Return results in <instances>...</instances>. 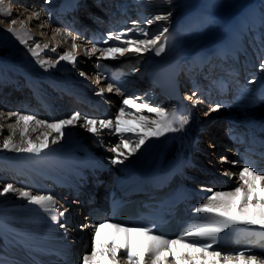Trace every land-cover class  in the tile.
<instances>
[{
	"label": "bare ground",
	"instance_id": "6f19581e",
	"mask_svg": "<svg viewBox=\"0 0 264 264\" xmlns=\"http://www.w3.org/2000/svg\"><path fill=\"white\" fill-rule=\"evenodd\" d=\"M134 1H139L146 9L149 7L144 3V0ZM25 2H27L28 5H25ZM30 2V0H6L5 5L11 9V15H0V92L5 94L2 98L6 96L7 99H10L14 97L13 95H19L17 102L20 103L21 110H24L22 113H25V111L31 108L29 103L33 101L37 109L41 111L44 110L45 112L44 116H42L39 110H37L38 112L34 111V115L37 117L39 115L38 118H44L49 122L67 118L76 111H79L81 114L84 111V113H88L87 115L90 117L112 118L113 111L111 112V108L107 106L108 100L122 98L115 92L107 93V84L114 76L112 74H104L101 76L100 84H96V78H91L93 81L91 82V80L87 79V75L80 76L79 74L81 71L86 73L90 68H93V66L91 67V61L89 62L88 59L90 57L85 55L87 46L91 47L89 43L90 40L77 34L76 30L71 31L70 27H65L64 29V31L66 30L65 32H71L72 35L78 36L76 42L79 45V55L77 57V63L79 64L77 65H82L81 68L73 64L71 67V63L67 65L64 64L63 61L54 63L53 65L42 66L37 58L31 54L30 49L33 48L36 43H40L43 48V44L47 42L50 48L43 49L40 52V57L43 60L55 62L58 58L57 55H60L63 50L71 51L72 49L70 38L64 40L62 34L61 36L58 35V37L55 36V38H53L52 30L60 27L61 23L59 24L56 22V24H54L53 21V24H49L47 21L49 14H43L42 10H37L42 4H45L42 7H52L56 9L58 6L56 3L58 1L43 0L41 4L36 2L34 5H30ZM119 2L123 3L128 1L118 0V3ZM99 8L102 9V6L94 4V6L90 8H85L86 10L79 9L76 11L75 18L83 20L86 16L90 15V13L93 15H96L97 11L101 13ZM205 8L207 9L206 6L204 9ZM106 9H110V7L107 6ZM106 9H104L105 13H102L103 18L111 17L110 19L113 20V22L122 19L121 16H124H120V14H122L121 12L113 14L115 11H120V9ZM249 9L250 17L247 18V21L235 24L228 21L223 26L215 27L212 25L208 27L201 22L202 12L198 7H193L186 13L183 19L178 20L180 23L177 26L178 34L175 37V41L167 46L165 45V52L161 55L168 53V56L161 59L162 67H164L162 69H171L173 64H179V61L183 57L189 58L193 56L198 49L208 48V50H212V48H215L222 42H232L235 47L247 44L243 42L249 30L247 29L246 23L250 22L259 25V23L261 24V20H263V15L254 6L250 5ZM25 12L31 15L25 17ZM182 12L185 13V11ZM35 13H39V16L35 15ZM177 13L178 12H175L174 15H177ZM50 14L52 16V13ZM29 16H31L32 19H37L35 22L39 25L38 27L43 29V31L39 30L43 35L39 34V31L36 33L33 32V30L27 31V29H31L34 23V21L29 23ZM116 16H119V18ZM151 16H153V14H148L147 18ZM11 19H16L17 23L15 25H10L9 21ZM86 19H88V17ZM122 21L124 22L125 19H122ZM157 23H154L152 26L157 27ZM104 25H102V27ZM124 25H126V23H123L122 27H124ZM9 27L20 30V36L23 39H27L28 43H21L20 38L7 31ZM231 29L238 31L233 37L234 40L230 39ZM214 31L221 32L223 36L220 35L218 37L216 35L213 37ZM44 35L46 38H43ZM29 37L32 38L29 39ZM222 37L225 38L223 39L224 41H220ZM169 39L170 38L167 37V40ZM236 40H239L238 44L235 43ZM252 43L257 44L256 42L254 43L253 40ZM57 45H59L57 51L52 52L50 50L51 47ZM251 50L254 56L257 57L259 48L256 50L251 48ZM145 54L148 53H144V55ZM128 55H132L129 57L130 59L123 57L111 61L116 70L121 71L125 69L128 66L127 64L131 65L135 63L136 65L138 64L137 67L142 64L138 61L142 55L135 56V54L131 53ZM156 57H158L157 59L159 60L160 56ZM32 61L36 62V64ZM80 61L82 63H80ZM96 62L98 63V60L95 61V65L97 64ZM76 68L78 70L75 71V76V72L71 74V71ZM154 68L155 67H149V72ZM51 69H54V72H63V74L59 75L60 72L56 74L45 73ZM101 70H103V68L92 69L90 75L96 72L100 75ZM105 76H108L110 79H105ZM119 76H121V74H119ZM15 77H19L23 80V83L20 85L18 83L15 84ZM144 80L147 79H142L141 81ZM120 83H127V87L133 89L132 86L136 85L137 82L124 79ZM119 86L120 84H118L117 87ZM100 88L105 89L102 96L97 95V91ZM18 90H20V93ZM14 91H17V93ZM134 91L133 89L132 93ZM148 93L157 94L158 91L150 89ZM134 95L137 96L135 93ZM110 96L112 98L108 99L107 97ZM141 97L147 99L145 96L141 95ZM200 100L202 101V99ZM205 103L206 102L202 101L203 105ZM12 107L14 108L15 105ZM2 108L7 107L0 103V109ZM203 109L204 112L202 115L203 117L206 116L205 123L208 122L209 124L212 116L218 118V121L215 124H211V129L204 134L205 138L200 137L201 143L197 142L199 140V130L203 127V124L197 122L198 118L195 117V115L198 111L191 105L188 112L183 114L187 119V123L184 124L179 131L168 132L161 137H157L148 155H140L138 151L130 156L123 164H113L111 162V158L114 154L109 151V149L118 142V137L116 135L108 134L107 130H105L104 134L100 137L89 133L85 134L84 142L79 133L84 128L80 125L66 129L62 140L58 141L55 145L50 144L49 149L39 156L29 153H16L0 148V188L3 187L4 180L11 179L10 183H13L15 187L30 190L33 194L54 193L59 201L58 206L61 209H69L67 215L68 228L67 232H65L64 229L59 228L58 225L50 219L49 213L45 212L40 206L32 205L28 203L26 199L19 198L15 194L0 196V264H81L83 255L90 254L93 246L92 225L95 224L92 223V217L85 212L89 206L94 204L92 196L96 194L98 198L102 200L104 198L106 199L109 190L117 195H121L126 191L128 185L135 186L142 184V181H146V176L151 173V170L156 166L157 162H159L166 144L172 137L180 139L181 145L178 150V157L175 161L186 171V179L189 184L192 185L197 195L198 205L206 202L205 198L211 194L209 190H233L240 183L238 176L229 178L224 175V172L231 171L233 173H238L241 163L245 164L247 161H250L249 156L243 152L239 153V151H237L239 146L229 142V139L226 137L227 131L223 127L217 126L215 128L217 123L220 122L227 113L218 111L205 115V112L208 110H206L205 107ZM15 110L21 111L16 108ZM258 110L263 111L262 114H260V117H263L264 107L259 108L258 106ZM7 112L10 111H6L5 113ZM84 113L82 115H84ZM145 114H147L146 110ZM231 118L232 116L230 115V119ZM14 120L15 117L10 120L0 119V124L6 125V123H12ZM134 126L139 127V125ZM4 133L9 134V129L6 126L3 129V135H0V144L3 143L4 138L8 135ZM53 135H55V132ZM49 138H51V135ZM17 139H19L18 136ZM88 141L90 143H88ZM106 142H108V144H106ZM206 143L209 144L208 148L205 146ZM95 144H100V147L95 146ZM22 156L25 158L22 159L21 167H19L17 165V158ZM221 157H227L228 162L222 163ZM255 157V154L250 156V158ZM256 158L259 159L254 164H256L258 168H264V158L260 155ZM34 161H40L43 165L39 168L34 167ZM232 161H238V163L234 165L231 163ZM12 163L15 166L14 168L17 167L21 169V175L19 174V176H17L8 170L9 165ZM196 163L199 164L200 168H196ZM130 164H140L138 172L131 177L126 173ZM126 177H130V179L124 181ZM217 177L220 178V182H217ZM19 182H24L26 185L18 187L17 183ZM62 189H64L63 192ZM65 192L72 194L73 197L62 196ZM86 201H88V206H86V203H83ZM106 220L112 222L109 219H102L99 222L97 221L96 224ZM82 225H87V227L82 228ZM110 233L111 229L106 228L102 230L101 240L107 241L110 238ZM136 239L140 240L141 238L137 237ZM82 248H86V250L81 251L78 257L77 249L81 250ZM258 258L261 257L258 256ZM121 264H126V261L122 259ZM169 264H173L171 258L169 259Z\"/></svg>",
	"mask_w": 264,
	"mask_h": 264
},
{
	"label": "snow or ice",
	"instance_id": "6c2138e0",
	"mask_svg": "<svg viewBox=\"0 0 264 264\" xmlns=\"http://www.w3.org/2000/svg\"><path fill=\"white\" fill-rule=\"evenodd\" d=\"M154 2L155 0H144V3L148 5ZM164 2L171 3V0H164ZM0 15H11V9L5 5V0H0ZM35 15L39 16V13ZM170 16L171 12H168L143 20L126 21L125 23L130 26L124 30H111L105 37L98 40L94 38L90 41L91 47L85 49V55L96 56L98 61L117 60L130 53L139 56L154 52L156 56H159L165 52L162 37L169 29L165 26L158 33L153 34L143 25L151 26L156 22H167ZM50 18L51 14H49ZM9 23L15 25L17 20L11 19ZM7 31L20 38L21 43H28L27 39L20 36V30L9 27ZM52 34L53 38L61 34L65 40L70 38L72 50L60 54L55 62L43 60L40 52L50 48L49 43L45 42L43 48L40 43H36L30 49L31 54L42 66L53 65L60 61H68L76 65L79 55L77 36L59 27L54 28ZM58 47L59 45L51 47L50 50L56 52ZM96 67L107 71V68L99 62ZM260 69L264 71V60L260 63ZM79 74L86 76L83 71ZM104 78L110 79L108 76ZM95 82L100 84L99 75L96 76ZM118 83L119 87L116 86ZM104 91V88L98 89L97 95L102 96ZM107 92H115L123 98L117 113L112 118L90 117L76 111L67 118L49 122L19 111L5 113L0 110V119L10 120L15 117L12 123L0 124V135H3L5 126L9 129V134L0 144V148L39 156L49 149L50 144L58 143L65 135L66 129L80 125L97 137L102 136L105 130L110 135H116L118 142L109 149L114 154L111 162L123 164L150 138L179 131L187 123V119L178 114L175 106L170 108L153 106L142 97L129 93L126 87L116 79H110ZM193 97H196V91H193L192 96L187 97L193 107L202 102L199 98L194 99ZM219 107L220 105L217 104L209 108L205 115L217 111ZM134 125H139V127ZM45 129L50 131H44ZM51 132L57 135L49 140ZM33 133H35V138H33ZM221 162H228V158L221 157ZM231 163L235 165L238 161ZM224 175L229 178L238 176L239 185L230 191L209 190L211 194L205 198L206 202L194 209L197 213L205 214V217L200 222L185 227L177 237L168 238L156 234L151 225H126L106 220L92 225V250L90 254L83 255L81 264H105V262L106 264H121L122 259L126 261V264H169L170 258L173 264H264V256L258 258V255L253 253L251 245L235 253L224 252L216 247L222 239V234L236 230H244L245 235L256 236L259 241H264V168H258L254 163L247 162L238 173L225 171ZM8 194H15L32 205L40 206L49 213L50 219L59 228L67 232L69 209H61L58 206L59 201L54 193L33 194L30 190L15 187L13 183H5L0 188V196ZM81 227H87V225ZM106 228L111 229L110 238L102 241L101 232ZM137 237L141 239L137 240Z\"/></svg>",
	"mask_w": 264,
	"mask_h": 264
},
{
	"label": "rangeland",
	"instance_id": "374dc122",
	"mask_svg": "<svg viewBox=\"0 0 264 264\" xmlns=\"http://www.w3.org/2000/svg\"><path fill=\"white\" fill-rule=\"evenodd\" d=\"M6 1V0H5ZM31 2L29 3L30 5H34V1L35 0H30ZM45 1V0H44ZM37 3L39 2L40 4H41V2H43V0H39V1H36ZM32 3V4H31ZM137 3V5H141L139 2H136ZM28 5V3L27 2H25V5ZM43 5H45V4H42L40 7H42ZM146 5H148V4H146ZM250 5H252V6H254L257 10H259L260 12H261V14L263 15V20H261V22L264 24V0H171V3H166V2H164V0H155V2L154 3H152L151 5H148L149 7H148V11H150V13H148L149 15L150 14H153V16L154 15H157V14H167L168 12H171V16H170V19H169V21H167V22H163V23H160L159 22V26L157 27V29L155 28V29H153L151 32L153 33V34H156V33H158L161 29H162V27H167L169 30H168V32L167 33H165L164 34V36L162 37V39H164V41H165V39H166V41L167 42H170V40L172 41V42H170V44L171 43H173L174 41H175V37H176V35L178 34V29H177V26L179 25V21L178 20H180V19H183L184 17H185V15H186V13L187 12H189L193 7L195 8V7H198L199 8V10L202 12V18H201V21H203V24H206L205 26H212V25H214L215 27H219V26H223L224 24H226L228 21H231V22H233L234 24L235 23H238V22H243V21H247V18H249L250 17V9H249V6ZM141 6H144V5H141ZM207 7V9L205 10L204 9V7ZM145 7V6H144ZM44 8H46V7H42V8H37V10H42L43 11V14H45V13H48V14H50L48 11L50 10V12L52 13V16H51V18L49 19L48 18V22H49V24H53L52 22L54 21V24H56V22H58L59 24L61 23V25H60V27L59 28H61V29H65V27H69V25H67L68 23H67V20H68V18H65V20H62V19H59L60 17H59V15L58 16H55V14H56V12H57V8H56V10H55V8H52V7H50V9H48V11L47 10H45ZM48 8V7H47ZM55 10V11H54ZM182 11H185V13L184 12H182ZM175 12H178L177 14H180L181 12L182 13H184V14H182L181 13V15L183 16V17H179V18H177L174 14H175ZM42 13V12H41ZM203 13H205V14H203ZM28 15H31L30 13H28V12H25V17L27 16L28 17ZM180 15V16H181ZM152 17V16H151ZM59 19V20H58ZM117 20H118V18H117ZM122 20V19H121ZM32 21H34V23L32 24V26H31V29L29 28V29H27V31L28 30H33V32H37V31H39V30H41V31H43V29L41 28V27H38L39 25L38 24H36V22L35 21H37V19H32L31 18V16H29V23H31ZM176 22H177V24H176ZM252 22V21H251ZM260 24L259 23V29H256L255 28V26L252 24V23H250V22H247L246 23V25H247V28L249 29L248 30V35L247 36H245V37H247L248 39L249 38H251V35L253 34L254 35V37H256V40L257 41H259V38L260 37H263V39H264V32L263 33H260L262 30H264V26L262 27V25L263 24ZM58 25V24H57ZM65 25H67V26H65ZM176 25V26H175ZM261 25V26H260ZM144 27H146V28H148L149 29V26L148 25H143ZM152 26V25H151ZM150 26V27H151ZM175 27V28H174ZM121 28H122V26H121ZM66 29H68V28H66ZM70 30L72 31V29L70 28ZM69 30V31H70ZM66 31V30H65ZM222 31V30H221ZM250 31V32H249ZM40 32V31H39ZM238 31H236V30H234V29H231V31H230V36H232L233 35V37H234V35L237 33ZM259 33H260V35H259ZM39 34H41V35H43L41 32L39 33ZM78 34V33H77ZM251 34V35H250ZM262 34V35H261ZM220 36V35H222L223 36V34H221V32H216V31H214V33H213V37L214 36ZM61 36V35H60ZM46 38V36L44 35L43 36V38ZM57 37H58V35H57ZM82 37H84L83 35H82ZM167 37H169L170 39L169 40H167ZM64 39V38H63ZM77 39H78V36H77ZM65 40V39H64ZM245 40V39H244ZM252 40L254 41V39H253V37L250 39V43L248 42L247 44H250L251 45V43H252ZM79 41H81V40H79ZM260 41H262V39L260 38ZM254 43H255V41H254ZM257 43V42H256ZM168 44V43H167ZM253 44V43H252ZM264 45V44H263ZM165 46V45H164ZM87 48H90V46H87ZM66 51V50H65ZM64 50L61 52V54L63 53V52H65ZM259 51V50H258ZM262 53H264V50H263V52ZM127 55V56H126ZM124 57L125 58H129L130 56H132V55H128V54H126ZM142 55V54H141ZM140 55V56H141ZM58 56V58H59V55H57ZM136 56V55H135ZM58 58H57V60H58ZM121 58H123V57H121ZM124 58V59H125ZM145 59V55L144 56H141V58H140V60L141 59ZM89 59V62L91 63V67L93 66V70L94 69H96L95 68V61L97 60V58H96V56L94 57V56H92V57H90V58H88ZM130 59V58H129ZM105 63H112L111 61H113V60H111V59H108V60H103ZM33 62V61H32ZM33 63H35L36 64V62H33ZM63 63L64 64H67V65H70V62H68V61H63ZM80 63H82L81 61H80ZM77 64H79V63H76V66L77 67H79V68H81L82 67V65H77ZM94 64V65H93ZM132 66H134V69L136 68L137 69V66H136V64L135 65H133V64H131ZM71 67H72V64L70 65ZM75 66V65H74ZM131 66V67H132ZM44 68V67H43ZM257 68H260V66H256L255 67V71H254V73L257 75V74H259V70L260 69H257ZM92 69L90 68L89 70H88V72H86V77H87V79H89V80H91V78H96V76L98 75V72H96V73H94V74H92V75H90V72H92ZM76 70H78L77 68L76 69H74L73 71H71V74H73ZM55 70L53 69H51V70H48V71H46L45 73H49V74H56V73H59L60 71H56V72H54ZM253 71H252V73H253ZM259 71V72H258ZM44 73V72H43ZM60 74H63V72H60L59 73V75ZM70 74V75H71ZM75 76H76V72H75ZM100 79H101V76H103L101 73H100ZM14 81H15V84L16 83H18L19 85L20 84H22L23 83V80H21L19 77H15V79H14ZM123 81V80H122ZM91 82H93L92 80H91ZM106 83V82H105ZM107 84V83H106ZM16 88V87H15ZM15 88H14V90H15ZM20 88H22V87H20ZM19 88V89H20ZM2 90V89H1ZM19 91V93H20V90H18ZM15 93H17V91H14ZM107 93H109V92H107ZM3 95H5L3 92H0V103H2V104H4L7 108H2V109H0V110H4L5 112L6 111H17V110H15V108L16 109H20L21 110V107H20V103L19 102H17V98H18V96L19 95H13L14 97H12V98H10V99H7V97L5 96V98H2L3 97ZM101 96V95H100ZM104 97H106V96H104ZM31 98V97H30ZM108 99H111L112 97L110 96V97H107ZM116 99V98H115ZM114 98L113 99H111V100H108V103H107V106L108 107H110L111 109V112L113 111V116L117 113V110H118V108L120 107V104H121V100L123 99V98H121V99H117V100H115ZM30 100V99H29ZM237 101V100H236ZM241 101H243V100H241ZM18 103V104H17ZM234 101H232V100H229L227 103H225L223 106L224 107H221V108H218L217 109V111H215V113L216 112H218V111H222V112H224V113H227V114H231V113H234V112H238V110L239 111H243V112H245L246 114H248L249 116H255V115H258V113L259 114H262V110H258V107L256 108V110L254 109V110H252V109H247L246 107H241V105H238V106H236L238 103L240 104V102L239 101H237L236 103H234ZM260 103V102H259ZM258 103V104H259ZM262 103V104H261ZM260 104H259V108L261 107V108H263L264 107V102H261ZM233 104V105H232ZM236 104V105H235ZM15 105V107L13 108L12 106H14ZM17 106V107H16ZM29 106L31 107V108H29L28 109V111H25V113L24 114H30V115H34V111H37V110H39V112H40V114L42 115V116H44V110L43 111H41L40 109H37L36 107L37 106H35V104H33V101L31 102V103H29ZM213 106H216V103H213V104H208V103H205L204 105H201L200 106V110H201V115L203 114V112H204V107L206 108V110H208L209 108H211V107H213ZM221 109H223V110H221ZM245 110V111H244ZM247 110V111H246ZM22 111H24V110H21L20 112H22ZM38 112V111H37ZM210 114L211 113H213V112H209ZM39 114V113H38ZM37 114V115H38ZM47 115V114H46ZM218 115V114H217ZM200 116V115H199ZM203 116V115H202ZM38 117H39V115H38ZM205 117L206 116H204V117H202V119L200 120V121H204L203 123H205ZM259 117H260V115H259ZM44 119V118H43ZM218 118H216V117H214V116H212V118L210 119V123L208 124V122L207 123H205V126L206 125H208L209 127L208 128H206L205 127V129H203L202 128V130H203V132H201V135H203L204 136V133L206 132V131H209L210 129H211V124H215L218 120H217ZM226 120V117L224 116L222 119H221V121L220 122H218L217 123V125L215 126V128L217 127V126H220V124H223L224 123V121ZM199 121V120H198ZM212 127H214V126H212ZM221 127H223V125L221 126ZM45 131H49V130H47V129H45ZM80 137L83 139V141L85 142V139H84V137H85V134H89V132H87L85 129H83V130H81L80 132ZM4 134H8V133H4ZM54 134V132H51L50 133V135H51V137H53V136H55V135H57L56 133H55V135H53ZM33 137L35 138V134L33 133ZM51 138H49V140H50ZM60 140H62V138L60 139ZM59 140V141H60ZM206 140H208V139H206ZM88 143H90L89 141H88ZM106 144H108V142H106ZM209 144H205V146L208 148L209 146H208ZM95 146H97V147H100V144H95ZM227 152V151H226ZM24 156V155H23ZM20 157V158H17V165L19 166V167H21V162H22V159H24L25 157ZM210 156V155H209ZM208 157V156H207ZM212 158V157H211ZM215 158V157H214ZM43 165V163L42 162H40V161H34V163H33V166L34 167H37V168H39V167H41ZM15 166H14V164L12 163V164H10L9 165V168H8V170H10L12 173H14L15 175H17V176H19V174L21 173V169L20 168H14ZM242 166H239V169L241 168ZM237 170H238V168H237ZM21 175V174H20ZM13 181V180H12ZM11 182V179L10 180H4V182H3V184H5V183H10ZM25 186L26 185V183H24V182H19V183H17V186L18 187H20V186ZM64 191V189H62V192ZM62 194V193H61ZM62 196H71V197H73L72 196V194H69V193H64V195H62ZM16 197V196H15ZM70 223V222H69ZM71 224L73 225V223L71 222ZM83 250H86V248L84 249V248H82L81 250L80 249H77V256L79 257L80 256V253H81V251H83Z\"/></svg>",
	"mask_w": 264,
	"mask_h": 264
}]
</instances>
